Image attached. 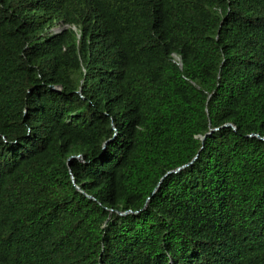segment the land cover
Wrapping results in <instances>:
<instances>
[{
	"label": "trees",
	"instance_id": "trees-1",
	"mask_svg": "<svg viewBox=\"0 0 264 264\" xmlns=\"http://www.w3.org/2000/svg\"><path fill=\"white\" fill-rule=\"evenodd\" d=\"M0 264H264V0H0Z\"/></svg>",
	"mask_w": 264,
	"mask_h": 264
},
{
	"label": "water",
	"instance_id": "water-1",
	"mask_svg": "<svg viewBox=\"0 0 264 264\" xmlns=\"http://www.w3.org/2000/svg\"><path fill=\"white\" fill-rule=\"evenodd\" d=\"M67 27H68L67 24H63V23H61V25L55 27V28L53 29V31H54L55 33H59V32H61V31H63L64 29H66ZM53 88L56 89V90H58V91H60L62 87H61V85H59V86H54ZM227 125H231V124H230V123L225 124V126H227ZM216 129H219V128H212L207 134H211V132H213V131L216 130ZM205 137H206V135L202 136V137H201L202 140H204ZM196 157H197V156H196ZM71 158H72V157H70V158L68 159L67 163H66L65 165H63L62 167L51 166L50 169H51L52 171H55V172L67 171V172H69V173L72 174V175H71V176H72V179H73V181H75L74 175H73L72 170H71V167H70V160H71ZM195 159H196V158H195ZM190 163H192V162H190ZM184 166H186V165H184ZM184 166H182V167H184ZM182 167L177 168V170H175V171L180 170ZM170 172H172V171H169L168 173H170ZM77 187H78L79 190H81V188H80L79 186H77ZM90 197H91V196H90ZM122 214H125V212L122 213ZM102 227H104V224H103Z\"/></svg>",
	"mask_w": 264,
	"mask_h": 264
},
{
	"label": "clouds",
	"instance_id": "clouds-1",
	"mask_svg": "<svg viewBox=\"0 0 264 264\" xmlns=\"http://www.w3.org/2000/svg\"><path fill=\"white\" fill-rule=\"evenodd\" d=\"M61 25V24H60ZM59 26V25H58ZM57 27V26H56ZM54 29V28H53Z\"/></svg>",
	"mask_w": 264,
	"mask_h": 264
},
{
	"label": "rangeland",
	"instance_id": "rangeland-1",
	"mask_svg": "<svg viewBox=\"0 0 264 264\" xmlns=\"http://www.w3.org/2000/svg\"><path fill=\"white\" fill-rule=\"evenodd\" d=\"M78 157H80V156H78Z\"/></svg>",
	"mask_w": 264,
	"mask_h": 264
}]
</instances>
